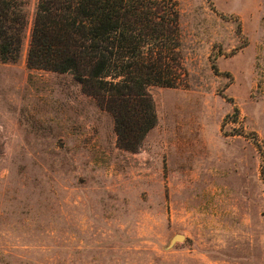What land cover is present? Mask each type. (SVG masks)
I'll return each instance as SVG.
<instances>
[{
    "label": "rangeland",
    "instance_id": "rangeland-1",
    "mask_svg": "<svg viewBox=\"0 0 264 264\" xmlns=\"http://www.w3.org/2000/svg\"><path fill=\"white\" fill-rule=\"evenodd\" d=\"M182 66L134 152L69 73L0 63V264H264V0H175ZM176 234L182 241L172 242Z\"/></svg>",
    "mask_w": 264,
    "mask_h": 264
},
{
    "label": "trees",
    "instance_id": "trees-1",
    "mask_svg": "<svg viewBox=\"0 0 264 264\" xmlns=\"http://www.w3.org/2000/svg\"><path fill=\"white\" fill-rule=\"evenodd\" d=\"M26 0H0V63H16ZM175 0H37L26 64L69 73L111 114L119 148L137 151L157 121L148 87H176L182 64Z\"/></svg>",
    "mask_w": 264,
    "mask_h": 264
},
{
    "label": "water",
    "instance_id": "water-1",
    "mask_svg": "<svg viewBox=\"0 0 264 264\" xmlns=\"http://www.w3.org/2000/svg\"><path fill=\"white\" fill-rule=\"evenodd\" d=\"M183 235L181 234H176L173 238H172V242H175V241H182L183 240Z\"/></svg>",
    "mask_w": 264,
    "mask_h": 264
}]
</instances>
